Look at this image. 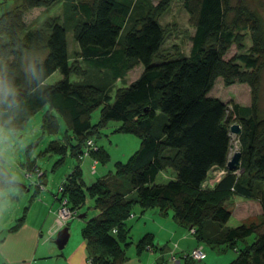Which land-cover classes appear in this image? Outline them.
<instances>
[{
    "label": "trees",
    "instance_id": "1",
    "mask_svg": "<svg viewBox=\"0 0 264 264\" xmlns=\"http://www.w3.org/2000/svg\"><path fill=\"white\" fill-rule=\"evenodd\" d=\"M10 1L18 2L16 10H4ZM60 1L66 4L61 21L49 18L39 29H26L24 12ZM170 1L0 0V129L22 130L42 112L41 136L58 135L62 126L60 138L41 152L62 156L54 166L66 156L81 162L85 141L109 123L116 124L111 133L138 140L125 162L113 164L112 174L87 186L76 165L61 184L62 191L53 195L57 202L64 199L70 210L91 201L96 214L79 233L92 264H121L129 247L135 254L151 248L147 234L131 242L126 221L134 206L169 218L188 232L192 229L197 244L193 249L202 246L205 253L201 261L206 246L232 251L235 257L227 264H264V116L258 109L264 24L256 13L233 6L232 0H177L193 32L188 54L169 57L161 54L165 29L156 17ZM68 32L78 47L74 54L79 62H68ZM232 46L236 53L225 60ZM136 66L142 67L138 78L110 96V85ZM54 72L60 79L43 84ZM70 76L79 80L71 82ZM217 78L225 87L245 84L249 106L208 97ZM230 124L240 129L235 137L240 154L236 173L225 167ZM35 146L24 148L27 170L36 169L28 160ZM89 156L96 164L109 160L98 147ZM212 167L225 173L202 190ZM167 169L173 179L155 183ZM11 185L10 174L0 167V191ZM234 197L259 204V224L225 226L230 217L225 203ZM188 254L190 261L201 262Z\"/></svg>",
    "mask_w": 264,
    "mask_h": 264
},
{
    "label": "crops",
    "instance_id": "2",
    "mask_svg": "<svg viewBox=\"0 0 264 264\" xmlns=\"http://www.w3.org/2000/svg\"><path fill=\"white\" fill-rule=\"evenodd\" d=\"M73 46L75 48V52H77V45L73 43ZM66 47L67 55L69 58L68 62H71V58L69 57L68 53L67 41ZM231 48L234 47L232 46ZM230 50L228 52H230ZM225 56V60L230 58ZM72 60L79 62L80 58L74 56V59L72 58ZM141 72V66H136L133 69L127 71L122 79H116L112 83V85H110L111 90L117 83H120L122 85L116 87V89L128 86L138 78ZM128 75L132 76L131 79L124 81V79H126ZM51 76H49L43 82V84L52 85L59 80L58 79L51 84H46L47 80ZM92 77H95V75H93ZM69 80L72 82L79 80V78L70 76ZM222 85L223 84L221 79L217 78L211 90L207 93V96L218 99L221 103H224L223 100L219 99L220 96L218 97L217 95H215L216 93L213 92L215 88L221 87ZM223 88H234L233 95H229V102L241 107L249 106V88L245 84H236L228 87L223 86ZM219 89L217 90L220 91ZM44 110L45 108L42 111ZM16 132L17 131L0 129V137L3 136L6 138L11 133ZM61 132L55 136H48L53 138H49V141L58 140L61 136ZM138 144L139 142L137 139L136 141H132L130 151L134 152L137 149ZM19 147L21 148V145H19ZM29 157L30 155L28 156V160L31 161ZM16 159V163L21 168L22 173H26L25 171H27V167L24 165V163L27 158L25 156V153L23 155L22 162L19 161L18 157ZM0 161H3L1 155ZM84 163L89 166L90 162L89 160H87ZM34 164L35 162L33 163V165ZM73 168L74 166H72L70 171ZM70 171H68L67 174L63 177V179L61 180L62 183L64 182ZM159 174H161L164 179L162 177L160 178L166 181L171 180L174 177L173 172L168 169L160 172ZM93 175H95V173ZM104 176L105 175H102L101 172L100 176L97 177L93 182L100 178H103ZM44 178L45 179L43 180L38 179L39 182H42V185H46L48 183L47 178L45 176ZM13 182L15 183V185H11L0 191V264H92L90 258H88L87 255L85 241L81 239L79 232L80 229L85 225V223L95 216V211L91 210L90 207H87V209L83 212H81L82 208L80 210L78 209V214L76 217L77 223H75V228H73L72 231L70 228V224H67L69 234L67 242L62 250H57L52 243L56 233L50 234V232L53 230L55 225L58 202L53 199V195H50L46 189L39 191L34 188L33 193H31L28 187H24L23 185L19 186L17 183L19 181L13 179ZM93 182H91L90 184H92ZM251 202L253 203V205H251ZM230 203H234L235 206L230 211L229 218L237 216L236 219L239 225L259 224L261 219V209L256 201L234 197L231 201L226 202L225 206ZM250 209L253 210V215H251L252 213L250 212ZM140 213V218H143L144 221H142L141 225H139L137 239H139L143 235H149L151 237V248H145L139 254H135L133 247H129V249L126 251L127 258L121 264H167V262L171 264H227L235 257V254L232 251L224 250L222 248L213 249L207 247L205 259L201 262H192L187 258V254L197 245L195 240V243H193V241L188 239V236L184 232L177 229V227L179 226L169 218H161L154 211H144ZM80 214H83V218H78V215ZM252 217L257 218V220L251 221L250 218ZM17 220H21L20 225L15 229H11V227H13L17 223ZM251 240L252 238L248 239V241ZM181 241H186V245L180 246ZM131 242L134 243L132 238ZM170 253L174 257V262H169ZM175 255H177L178 257L180 255V257L177 258Z\"/></svg>",
    "mask_w": 264,
    "mask_h": 264
},
{
    "label": "rangeland",
    "instance_id": "3",
    "mask_svg": "<svg viewBox=\"0 0 264 264\" xmlns=\"http://www.w3.org/2000/svg\"><path fill=\"white\" fill-rule=\"evenodd\" d=\"M152 3L155 4L156 0H152ZM65 3L62 1L50 6L46 9H33L24 12L23 14V21L28 30H36L42 27L43 23L47 19H59L61 21L64 15ZM233 6H240L244 7L249 11L256 13V15L260 18L262 23L264 24V0H232ZM18 7V2L10 1L4 7V10H16ZM66 11V10H65ZM157 22L160 24L163 29H165V38L161 47V54L167 55L169 57H176V56H184L188 54L189 50V37L193 32L192 25L189 21V17L187 13L181 6V3L177 0H171L169 8L162 14L156 17ZM66 41L68 44V53L69 57L74 59L75 48L71 41V35L68 32L66 34ZM245 48L250 45L249 38L246 36L244 40ZM74 51V52H73ZM77 51V50H76ZM235 53L234 48H231L230 52L226 54L225 57H232ZM132 75V74H131ZM131 75H128L125 80L131 79ZM60 79V75L58 72H55L46 82V84L54 83ZM120 83H117L114 88L110 91L109 95L113 96L116 87H119ZM220 88V89H219ZM219 89L220 91H218ZM234 88H227L224 89L223 85L221 87L215 88L213 92H215L219 99L223 100V102L229 103V95H233ZM228 93V94H227ZM232 101V100H231ZM233 102V101H232ZM258 109L261 112V115L264 116V69L261 72L260 78V86L258 90ZM226 111H229V107H226ZM41 112L34 115L30 118L24 128L22 130L17 131L16 133H11L8 137H0V155L3 161H0V167L5 169L13 179H15L19 186L28 187L33 193L34 188L37 189V182H39L37 174L35 171L27 170L26 173H22L21 168L16 163V158H19V161H23L24 155V148L27 145L32 143H36V146L33 148L30 154V160L35 162L34 167L44 173V176L47 178L48 183L43 185V189H46L50 195H58V187L62 183L61 180L67 174L68 171L72 168V166L79 165L81 170V178L83 182L88 186L91 182H93L97 177L100 176L101 172L102 175L112 174L113 172V164L115 162H125V160L130 156L133 151L131 149V142L136 141V138L129 135H122L111 133L113 129L116 128V124L109 123L105 128L101 129L98 134H96L93 138V141L96 147L102 149V151L107 154L109 160L105 162L103 165L98 161V164L95 165V175L91 174L88 166L84 163L87 159L77 161L76 159L70 158L68 156L64 157V162L54 166L56 160L61 159V155L51 154L47 156L41 155L43 149L49 142V138L53 139L52 137L48 136H41V132H39V124H40V117ZM97 119V112L95 111L91 116V122L94 123ZM61 125V123H59ZM62 130V126H60V132ZM230 135V134H229ZM50 139V140H51ZM235 136L230 135V147H229V157L234 153L237 149V143L235 141ZM21 145V148L19 147ZM20 148V149H19ZM25 174H29L28 178L25 177ZM161 174H158L156 177L155 182L161 183L165 182L166 180L161 179ZM45 179V178H43ZM41 179V180H43ZM38 180V181H36ZM161 180V181H160ZM21 182V183H20ZM42 184V182H39ZM21 188V187H20ZM41 191V190H39ZM2 194V193H1ZM86 201V203H85ZM237 201V200H236ZM85 203V204H84ZM251 205L253 203L251 202ZM84 206V207H83ZM235 204L230 203L226 205V209L231 211L234 208ZM87 207H91L90 200H84L81 204L79 210L82 208V211H85ZM243 210V209H242ZM91 211V210H90ZM250 212L253 215V210L250 209ZM131 216L126 223V226L129 227L130 237L135 242L137 240L138 228L141 225L143 218H140V210L137 206H134L131 211ZM88 215V213H87ZM237 217V216H236ZM235 216L228 219L226 222L227 227H235L239 225ZM251 221H256L257 218H250ZM77 218L72 219L69 224L70 228L73 231L75 228V223ZM179 231L184 232L188 239L195 243L192 236L183 228L177 227ZM186 245V241H181L180 246ZM205 252L207 247L205 246ZM177 258L179 257L175 255ZM165 261V260H164ZM168 261V257H167ZM170 262V261H169ZM166 264V263H165ZM167 264H171L168 263ZM174 264V263H172ZM190 264V263H188ZM195 264V263H194Z\"/></svg>",
    "mask_w": 264,
    "mask_h": 264
},
{
    "label": "built area",
    "instance_id": "4",
    "mask_svg": "<svg viewBox=\"0 0 264 264\" xmlns=\"http://www.w3.org/2000/svg\"><path fill=\"white\" fill-rule=\"evenodd\" d=\"M96 150V147L94 145V141L92 139H87L83 145L82 151L80 153V155L78 156L79 160H84L87 159L89 160V166L88 169L90 171L91 174L95 173V165L96 162L93 161L89 154L91 151ZM237 151V149H236ZM33 171H35V173L37 174L38 179H40V177L42 176V172L39 171L38 169H33ZM236 173V171H234ZM225 173V171L223 169H219L216 167H212L211 169H209V171L207 172L206 178L202 181L201 185H200V189L204 190V189H208L211 188L219 179L220 177ZM30 175L29 174H25V177L28 178ZM37 184V189L42 190L43 189V185L40 184L39 182L36 183ZM62 191V186L59 185L58 187V194ZM56 197L54 196L53 199H55ZM78 214V209H74V210H70L66 207L65 204V200H58V208L56 211V217H55V225L53 230L50 232V234L56 233L58 230H60L62 227L66 226L72 219L76 218ZM190 235L193 234V230H189L188 232ZM204 251L202 246H198L195 249L191 250L188 254V256L194 260V261H201L204 258ZM170 262H174V257L170 254Z\"/></svg>",
    "mask_w": 264,
    "mask_h": 264
},
{
    "label": "water",
    "instance_id": "5",
    "mask_svg": "<svg viewBox=\"0 0 264 264\" xmlns=\"http://www.w3.org/2000/svg\"><path fill=\"white\" fill-rule=\"evenodd\" d=\"M226 123L228 122V118L226 117L224 120ZM240 133L239 126L237 124H230L229 125V134L233 136H238ZM239 152L235 151L232 153V155L227 160L225 167L228 171H236L239 165ZM78 218H83V214L78 215ZM68 225L62 227L60 230H58L55 234V237L52 241L54 246L57 250H62L64 245L67 242L68 239Z\"/></svg>",
    "mask_w": 264,
    "mask_h": 264
}]
</instances>
